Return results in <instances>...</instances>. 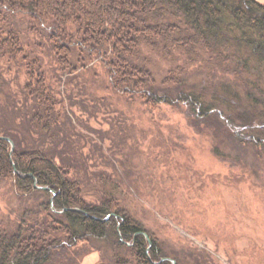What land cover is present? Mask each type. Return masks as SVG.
Masks as SVG:
<instances>
[{"label": "trees", "instance_id": "trees-1", "mask_svg": "<svg viewBox=\"0 0 264 264\" xmlns=\"http://www.w3.org/2000/svg\"><path fill=\"white\" fill-rule=\"evenodd\" d=\"M22 25L51 45L63 97L41 63L26 55ZM18 56L26 80L14 112H25L20 126L29 140L19 142L12 131L0 136V181L9 180L22 201L44 200L15 230L0 222V264H77L76 250L92 240L127 249L136 264H184L119 207L124 197L112 176L93 171L101 159L102 169L125 179L115 155L125 148L123 136L110 139L80 118L111 114L113 103L104 96L117 95L152 112L171 108L241 150H264V6L255 0H0V57L18 63ZM95 83L104 89L93 91ZM98 177L113 190L89 204L83 187Z\"/></svg>", "mask_w": 264, "mask_h": 264}, {"label": "rangeland", "instance_id": "rangeland-1", "mask_svg": "<svg viewBox=\"0 0 264 264\" xmlns=\"http://www.w3.org/2000/svg\"><path fill=\"white\" fill-rule=\"evenodd\" d=\"M255 1L264 6V0ZM19 28L29 60L41 63L42 71L63 97L66 91L58 87L57 63L52 59L51 45L43 43L44 34L27 31L23 25ZM17 60L15 63L8 57H0V136L12 131L10 134L17 136L19 142L26 143L29 138L27 134L24 137L20 126V115L25 112L22 109H15L17 114L14 112L22 102L20 91L26 80L21 56ZM73 86L74 81L66 87ZM103 89L101 83L93 86V91ZM120 99L106 94L105 103L108 106L113 103L111 114L106 115L107 110H102L90 122L89 118H80L110 139L116 134L124 138L125 148L115 155L122 163L117 164V169L125 179H118L115 169L106 166L102 169L98 155V161L93 162L99 165L94 172L101 170L102 176L111 175L117 182L122 191L120 198L124 197L123 202L118 200L119 207L157 236L164 254L176 256L184 264L196 261L198 264H264V150H241L209 127L200 126V131L196 124L171 108L152 112L142 104L138 106V102L130 106ZM67 112L74 125V120H78L74 108ZM110 143L108 140L106 147ZM42 147L49 150L51 146L45 142ZM255 151L258 153L254 154ZM85 153L89 155L90 151ZM106 154L113 157L107 148ZM75 177L80 179L79 175ZM105 184L101 185L99 177L92 178L91 183L87 180L82 192L85 200L89 204L98 203L97 198L113 190ZM42 200L44 197L38 196L22 201L9 180L0 181V222L15 230L26 212L38 211ZM90 243L78 247L76 251L81 257L75 263L116 264L121 258L122 264H136L127 249L118 250L103 240Z\"/></svg>", "mask_w": 264, "mask_h": 264}, {"label": "water", "instance_id": "water-1", "mask_svg": "<svg viewBox=\"0 0 264 264\" xmlns=\"http://www.w3.org/2000/svg\"><path fill=\"white\" fill-rule=\"evenodd\" d=\"M53 201V200H52ZM74 211H76V212H81L80 210H78V209H74ZM108 219V218H107ZM150 247H151V245H150ZM173 264H175L174 262H173Z\"/></svg>", "mask_w": 264, "mask_h": 264}, {"label": "bare ground", "instance_id": "bare-ground-1", "mask_svg": "<svg viewBox=\"0 0 264 264\" xmlns=\"http://www.w3.org/2000/svg\"><path fill=\"white\" fill-rule=\"evenodd\" d=\"M7 140V139H6ZM10 144H11V146H12V149H13V143L10 141V140H7Z\"/></svg>", "mask_w": 264, "mask_h": 264}]
</instances>
